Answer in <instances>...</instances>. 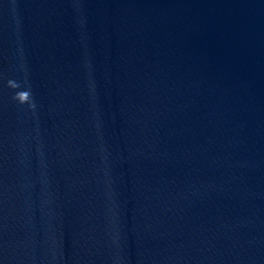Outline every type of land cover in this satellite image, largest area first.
<instances>
[{
	"label": "water",
	"instance_id": "obj_1",
	"mask_svg": "<svg viewBox=\"0 0 264 264\" xmlns=\"http://www.w3.org/2000/svg\"><path fill=\"white\" fill-rule=\"evenodd\" d=\"M0 182L18 264H264V0H0Z\"/></svg>",
	"mask_w": 264,
	"mask_h": 264
}]
</instances>
